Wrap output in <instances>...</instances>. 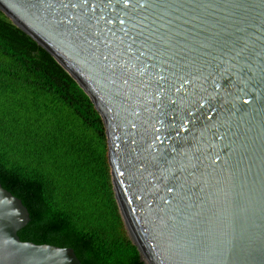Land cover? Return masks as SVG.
<instances>
[{
    "label": "water",
    "instance_id": "obj_1",
    "mask_svg": "<svg viewBox=\"0 0 264 264\" xmlns=\"http://www.w3.org/2000/svg\"><path fill=\"white\" fill-rule=\"evenodd\" d=\"M89 95L146 264H264V0H0ZM0 181V264H83L24 241Z\"/></svg>",
    "mask_w": 264,
    "mask_h": 264
},
{
    "label": "trees",
    "instance_id": "obj_2",
    "mask_svg": "<svg viewBox=\"0 0 264 264\" xmlns=\"http://www.w3.org/2000/svg\"><path fill=\"white\" fill-rule=\"evenodd\" d=\"M0 181L30 212L22 240L72 247L83 264H146L115 198L100 112L1 9Z\"/></svg>",
    "mask_w": 264,
    "mask_h": 264
}]
</instances>
